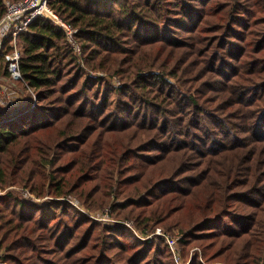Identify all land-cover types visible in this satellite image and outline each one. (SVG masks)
I'll use <instances>...</instances> for the list:
<instances>
[{"label": "trees", "instance_id": "16d2710c", "mask_svg": "<svg viewBox=\"0 0 264 264\" xmlns=\"http://www.w3.org/2000/svg\"><path fill=\"white\" fill-rule=\"evenodd\" d=\"M48 7L77 29L82 63L48 19L19 37L33 93L0 109V190L39 201L0 194V261L175 264L161 238L138 242L68 201L93 210L102 187L141 230L181 227L202 252L190 264H264V0Z\"/></svg>", "mask_w": 264, "mask_h": 264}, {"label": "rangeland", "instance_id": "374dc122", "mask_svg": "<svg viewBox=\"0 0 264 264\" xmlns=\"http://www.w3.org/2000/svg\"><path fill=\"white\" fill-rule=\"evenodd\" d=\"M13 2L12 0H4V2ZM15 1V0H14ZM100 1V0H99ZM51 21V20H50ZM53 22V21H52ZM54 23V22H53ZM55 24V23H54ZM19 47L20 40L18 39ZM78 46V44H77ZM6 53L9 52V50H5ZM75 51V50H74ZM81 51V48H80ZM82 52V51H81ZM81 52H76V55L78 57V61L82 63L81 58ZM4 53V49H3ZM4 58V57H2ZM5 59V58H4ZM7 72V71H6ZM90 73V70H89ZM101 74L102 76H105L102 74L101 71H93L90 74L92 76ZM22 75V74H21ZM23 78V77H22ZM117 83V80H116ZM26 84L24 83V80L21 81H13L9 78L8 73L6 76L0 75V109H7V110H15L18 105L22 104V101H24L26 96ZM6 88V91L4 90ZM27 93L30 94L29 89L27 90ZM33 93V92H32ZM34 101V100H33ZM49 171V167L46 168ZM91 186H94L93 182ZM15 191L18 193L20 198L26 202H38L39 200L32 195L30 192H28V189L23 188L21 185L14 184L6 187L5 190L1 191L0 194H4L7 191ZM109 200V198L105 195L104 190L102 187L98 188L97 192L94 196L95 206L93 210L88 211L87 209H83L78 202L73 199L69 198L68 201L77 209H80L84 214H88L93 220L98 221L102 227L105 228H112L116 229L119 227L118 225H124L127 227V229L133 234V237L136 241L145 243V241H149V243H158V238H161L166 244L167 239L170 241L171 245L173 246L174 251L170 248V244H168V247L170 248L171 252L173 253V259L175 264H190L194 257L199 255L200 261H202V252L199 247H183L182 243H180V239H184L185 233H183L184 230L180 229L181 227H172V228H165L164 225H158L155 229L150 230H141L138 228L136 223L133 219H125V214L122 211H112L111 204L113 203V200H109L108 204L103 209L96 210V207L100 208L102 207L101 203H104L105 201ZM29 202V203H30ZM122 202V201H120ZM187 215L183 216L180 220L181 224H184V221L187 219ZM177 221V218H176ZM159 232V234H157ZM2 252H0V255ZM175 255L178 258H175ZM0 264H8L3 263L0 261Z\"/></svg>", "mask_w": 264, "mask_h": 264}, {"label": "built area", "instance_id": "2783aa9c", "mask_svg": "<svg viewBox=\"0 0 264 264\" xmlns=\"http://www.w3.org/2000/svg\"><path fill=\"white\" fill-rule=\"evenodd\" d=\"M5 8V14L0 18V57L5 58H3L6 63L5 69L11 80H23L19 68L22 50L19 47L18 39L23 32L27 31L31 22L37 17H43L53 21L55 25L62 29L67 41L71 43L73 50L81 52L80 47L74 43V35L76 34L77 29H74L57 15L52 13L48 7V0L5 1ZM5 50H9V52L6 53ZM4 90L7 93L6 88H4ZM30 94H32V91H30ZM33 105H35V100L33 101ZM19 106L20 105H18V107ZM157 234H159V232ZM166 239L167 243L170 244V248L174 251L173 246L170 241H168L169 238L166 237ZM175 258L178 257L175 255Z\"/></svg>", "mask_w": 264, "mask_h": 264}]
</instances>
